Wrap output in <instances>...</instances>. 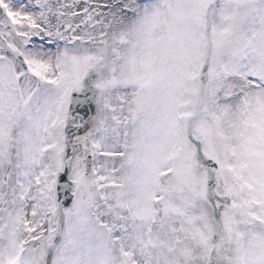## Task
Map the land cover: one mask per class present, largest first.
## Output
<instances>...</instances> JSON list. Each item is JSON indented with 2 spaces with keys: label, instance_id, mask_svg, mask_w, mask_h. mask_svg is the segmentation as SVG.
I'll return each mask as SVG.
<instances>
[{
  "label": "snow or ice",
  "instance_id": "1",
  "mask_svg": "<svg viewBox=\"0 0 264 264\" xmlns=\"http://www.w3.org/2000/svg\"><path fill=\"white\" fill-rule=\"evenodd\" d=\"M0 264H264V0H0Z\"/></svg>",
  "mask_w": 264,
  "mask_h": 264
}]
</instances>
